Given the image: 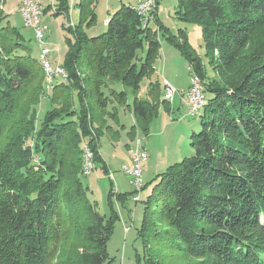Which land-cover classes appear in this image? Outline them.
Listing matches in <instances>:
<instances>
[{"label":"trees","instance_id":"16d2710c","mask_svg":"<svg viewBox=\"0 0 264 264\" xmlns=\"http://www.w3.org/2000/svg\"><path fill=\"white\" fill-rule=\"evenodd\" d=\"M54 1L55 14L69 12L68 0ZM78 1L62 65L68 84L55 78L47 89L41 61L0 9V264H106L119 216L112 186L108 215L90 199L84 146L101 160L99 138L120 133L106 120L117 122L120 106L144 131L157 111L158 81L152 100L137 96L159 52L149 25L157 16L147 22L123 3L102 33L88 36L82 25L93 22L96 0ZM176 14L201 26L208 69L185 42L168 39L199 76L206 103L190 132L194 153L142 187L136 264H264V0H177ZM117 80L132 90V104ZM43 97L50 106L39 123Z\"/></svg>","mask_w":264,"mask_h":264},{"label":"rangeland","instance_id":"374dc122","mask_svg":"<svg viewBox=\"0 0 264 264\" xmlns=\"http://www.w3.org/2000/svg\"><path fill=\"white\" fill-rule=\"evenodd\" d=\"M49 1L41 0L43 6L42 22L47 26L43 40L49 48L48 57L53 66H62L65 58L64 54L68 49L67 39L73 38V30L79 21L77 6L79 1L68 0L70 9L67 14H55L57 3L54 1L51 6ZM141 1L136 4L137 0H96L92 6L95 14L93 22L90 24L84 23L82 28L88 36L98 35L106 28V18L114 13L121 4H132L136 8ZM19 4L20 0H2V10L5 14L4 22H8L11 26L19 29L26 43H29L32 47V55L40 60L38 43L34 38L32 28L25 26L23 23L22 16L18 11ZM176 11L177 0H155V7L143 19L145 21L152 20L153 15L157 16L158 22L151 21L149 25L155 30V37L160 41L158 56L153 61L154 70L151 75L145 76L141 80L140 88L137 91L139 98L152 100L148 94L150 83L158 81L157 111L151 117L148 129L144 131L140 128L135 121L132 109L120 106L117 122L110 118L106 119L107 125L112 126L113 129H118L120 133L113 138L109 131L104 130L99 138L98 146L101 160L94 162V168L90 173L87 175L81 174V181L88 188L89 197L96 203V209L101 214L108 215L110 212L108 190L110 186L113 187L112 209L116 211L115 213L118 214L119 219L115 223L114 230L107 242L109 261L106 264H136V254H141L142 251L137 228L142 215V199L148 192L149 186L142 189L138 194L136 193L137 200H135L133 198V187L129 183V175L122 168L124 165H131L129 150L134 138L139 137L142 139L148 153L147 160L142 163L140 171L143 185L148 183L156 174L166 170L170 165L194 153V149L189 143L190 132L192 129L199 127L198 115L203 108L199 110V113H196L197 115H189L181 102V94L189 88L193 71L182 51L168 37L172 36L179 42H185L184 48H188V51L194 50L207 69L208 65L201 26L196 22L181 21L177 17ZM144 50L145 47L143 51H138L139 56L144 55ZM165 80L176 89L172 102L162 101ZM43 82H45V89H47L45 75ZM65 84H68V82ZM113 87L117 92L126 90L127 103L132 104L134 94L130 88L123 86L118 80L113 84ZM112 102L109 107H112V104L116 105L115 102ZM49 106V99L43 97L36 106L37 122L40 123ZM120 124H123V127H120ZM133 125H135V136L132 140L131 136H128V131ZM31 140V138L26 139V146L31 144ZM32 158L37 160L35 155H32ZM103 164H106V172L102 168ZM118 193L125 194L122 202L116 197Z\"/></svg>","mask_w":264,"mask_h":264},{"label":"built area","instance_id":"2783aa9c","mask_svg":"<svg viewBox=\"0 0 264 264\" xmlns=\"http://www.w3.org/2000/svg\"><path fill=\"white\" fill-rule=\"evenodd\" d=\"M137 6L139 7V15L144 19V17H147L148 14L151 13V10L155 7V0H142ZM0 8L2 9V0H0ZM18 11L22 16L24 25L31 27L33 30L34 38L40 49V56L45 57V59H47L48 66L51 67V81H55V78L66 77L65 69L60 65L53 66L48 57L49 48L43 40L44 35H46L47 26L42 22L43 6L40 0H22L18 7ZM162 91L163 99L165 101L172 102L176 89L166 80ZM182 96L184 98V105L187 113L189 115H194L195 106L198 104L202 105V100L204 99L203 84L196 73L193 72L190 79V86L182 93ZM86 150L88 153V168H86L85 174L94 168L93 156H90V149L86 148ZM129 152L131 155V165H124L122 168L129 175V183L132 185L134 190L133 198L137 200V194L143 187L142 173L140 172L141 165L147 160L148 153L142 139L139 137L134 138Z\"/></svg>","mask_w":264,"mask_h":264},{"label":"bare ground","instance_id":"6f19581e","mask_svg":"<svg viewBox=\"0 0 264 264\" xmlns=\"http://www.w3.org/2000/svg\"><path fill=\"white\" fill-rule=\"evenodd\" d=\"M137 8L139 10V7H137ZM40 60H41V65L43 67L42 69H44V72H45L47 83L51 84V67L48 66V62H47V59H45V57H41ZM59 78H61L63 81L67 82V73H66V77H59ZM205 103H206V97H205V93H204V99L202 100V105L198 104V105L195 106L194 114H196L197 112L199 113V110L204 107ZM86 148H88V147L87 146L84 147L83 160H82L83 161V169H82V173L81 174H83V175H87L88 173H90V172H88L87 174H85L86 173V168H88V153H87ZM90 156H93V153H92L91 150H90Z\"/></svg>","mask_w":264,"mask_h":264},{"label":"crops","instance_id":"0c3cea01","mask_svg":"<svg viewBox=\"0 0 264 264\" xmlns=\"http://www.w3.org/2000/svg\"><path fill=\"white\" fill-rule=\"evenodd\" d=\"M21 1H22V0H20V4H21ZM53 1H54V0H50V1H49V2H51V4H50L51 6H52V4L54 3ZM129 1H130V0H129ZM139 1H140V0H137L136 4H137ZM40 2H41V0H40ZM20 4H19V5H20ZM41 4H42V3H41ZM130 5H132V4H130ZM108 18H109V17L106 18V22H107ZM183 91H184V90H183ZM181 95H182V94H181ZM181 102H182V104H184V98H183V96H182V100H181ZM173 106H174V105H173ZM184 106H185V105H184Z\"/></svg>","mask_w":264,"mask_h":264}]
</instances>
